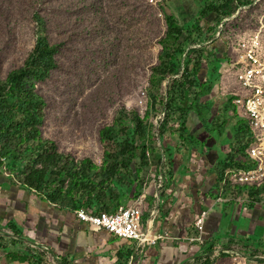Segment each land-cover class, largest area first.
Segmentation results:
<instances>
[{"label": "trees", "instance_id": "obj_1", "mask_svg": "<svg viewBox=\"0 0 264 264\" xmlns=\"http://www.w3.org/2000/svg\"><path fill=\"white\" fill-rule=\"evenodd\" d=\"M235 1L204 0L198 17L180 25L174 16L163 12V7L149 0H0V25L3 22L11 27L19 20L12 15L21 13L34 26V45L23 63L4 76L0 72V170L6 166L23 187L36 190L41 199L61 209L115 211L142 194L145 184L152 181L148 177L151 169L161 173L165 183H171L178 155L185 165L196 150L206 155L202 150L205 142L195 129L197 123L203 125L201 131L216 140L227 138L231 132L232 151L216 164L215 194L218 198L224 190L227 201L217 203H221L223 217L206 252L225 239L237 253L264 259V238L257 225L258 220H264V181L249 185L228 181L224 185L229 168L252 164L248 159L252 132L245 118L235 120L238 107L233 93L218 115L213 117L212 111L217 101L212 90L221 83V66L225 60L236 59L238 47L235 51L221 50L223 56H217L219 50L205 44L211 36L201 25L212 12L220 23L225 17L231 18L239 8ZM248 4L252 10L261 7L264 0ZM244 13L226 20V29L241 24ZM155 44L159 46L156 53L147 50ZM140 54L148 66L146 89L143 79L136 78L141 74L140 59H132ZM66 61L78 82L89 84V97L95 101L104 94L112 95L115 101L122 94H141L145 100L143 113L139 108L121 105L112 125L99 130L104 148L101 165L88 157L78 160L60 152L57 144L44 135L48 105L43 87L69 74ZM203 62L208 66L206 79L199 76ZM163 114L156 133L157 126L149 121ZM241 228L244 234L237 233ZM195 235L200 236L199 232ZM126 250L123 255L129 260L134 247ZM229 256L222 252L182 264H217ZM7 257L21 263L34 259L42 264L48 253L19 251ZM125 262L119 264H127V259Z\"/></svg>", "mask_w": 264, "mask_h": 264}, {"label": "crops", "instance_id": "obj_2", "mask_svg": "<svg viewBox=\"0 0 264 264\" xmlns=\"http://www.w3.org/2000/svg\"><path fill=\"white\" fill-rule=\"evenodd\" d=\"M207 73L208 66L205 64L200 78L206 79ZM222 83L221 80L212 90V95L217 99L212 109L213 117L216 115L214 109L219 111L226 101H222V97L215 91ZM195 129L199 138L205 142L202 150L206 155L201 154L202 151H194L187 165L182 161V156L178 155L173 181L165 183L166 179L161 175L164 183L161 184L163 191L156 203L158 214L154 223L149 225L148 231L154 238L153 231L155 235L163 238L157 241V246L149 249L140 246L138 242L117 239L107 231L89 229L77 221L73 215L76 210L61 209L41 199L36 190L23 187L18 177L8 172L4 166V170H0V231L7 235H0V264L30 262L9 260L7 255L19 251L27 253L28 248L37 249L33 243L47 247L48 251L66 261V264H119L126 263V259L127 264H182L203 255L207 251L205 242L191 245L187 239L196 237L198 231L195 220L202 211L209 212L205 234L208 242H212L213 235L220 228L222 208L218 205L216 213L213 214V208L219 203L215 194V185L218 183L216 164L232 151L230 140L233 134L229 132L227 138L220 136L216 140L204 130L200 132L204 129L202 124L197 123ZM167 142L172 144L171 141ZM229 170L233 169L229 168L227 171ZM156 189V183H146L142 194H146L149 200L153 199L155 194L158 195ZM104 210L114 211L110 208ZM257 222L264 225V220ZM16 231L21 233L16 234ZM216 245L218 243L214 247ZM131 247H134V252L128 260L123 252H128L126 249ZM134 256L137 257L136 260Z\"/></svg>", "mask_w": 264, "mask_h": 264}, {"label": "rangeland", "instance_id": "obj_3", "mask_svg": "<svg viewBox=\"0 0 264 264\" xmlns=\"http://www.w3.org/2000/svg\"><path fill=\"white\" fill-rule=\"evenodd\" d=\"M251 1H254L253 5H257L260 0L235 1V3L239 6L238 10L234 13L235 17L239 15L241 11H243V13L245 12V17L241 20V24H237L234 27L226 29L223 24L226 20L234 17H225L220 23L216 13L214 12L208 14L206 18L202 19L201 25L203 30L206 31V35L208 34L209 37L211 36L205 44H207L210 49L217 48L219 50L217 56H223L224 53L221 50L226 48L235 51L241 41L250 38L256 33H261L263 43L262 51L264 56V4L261 7L249 10L252 5L248 3ZM203 2L204 0H167L162 4L154 5L163 7V12L174 16L180 25H186L198 17ZM12 16L19 20L13 23L11 27L4 26L3 22L0 25V72L2 76H4L10 69L19 67L23 63L29 50L32 49L34 45V26H32L29 18L21 13H15ZM185 36L186 35H183L182 38L184 39ZM158 49L159 46L155 44L147 50L152 53H156ZM140 56H143V58H139ZM132 59L133 61L140 59V64H138V66H142L141 74H136V78L138 80L143 79L145 89L148 88L149 83L146 82L148 78V66L145 64L144 55L140 54L132 57ZM67 61L65 64L69 74H65L58 79L54 78L53 81H50L43 87V93L46 94V102L48 105L46 109L47 117L44 125V135L46 138L57 144L60 152L71 154L72 157H75L78 160L83 157H88L97 165H101L104 148L99 137V130L104 126L112 125L115 115L114 113H116L121 105H124L128 109L134 107L139 108L141 109V113H143L146 105L145 100L141 94H133L129 97H124V94H122L116 101L113 99L112 95L110 96L109 94H104L99 96L95 101L89 97V92L91 91L89 84L78 82L76 74L73 73V68L70 69V63ZM154 62H156L155 58ZM226 63L227 61L223 62V64ZM205 64L206 62L202 63L203 68L201 69L199 76H202L201 73L205 69ZM223 64L221 66V72H223L221 80L223 83L219 88L215 89L217 95L222 97L220 98L222 101L226 100L229 94L238 91L240 87L237 80L236 68L229 65L225 66ZM163 87L164 90H166L167 84L163 85ZM220 102L221 101H219V103ZM214 111L216 115L220 113V109L219 111L214 109ZM240 118L244 117L238 112V116L235 120L238 121ZM159 120L160 116L157 117L155 121H149L153 125L157 126L156 133L159 131L161 124ZM162 120L163 118L161 116L160 121ZM175 125H177V123H175ZM247 128L248 127L245 124V129ZM166 143L168 144L169 142ZM162 164L163 163L159 164V170H161ZM148 177L152 180L150 183L157 184L156 190L158 195L156 196L155 194L154 198L150 200L147 198L146 194L143 193L141 195L145 197V204L142 210L143 215L147 216L146 220L142 219L143 226L145 227L147 226L149 219L153 216V213L156 211V203L159 201L161 195L160 193L163 191L161 184L164 183V181L160 178L161 173L158 175L153 171V169L150 170ZM130 196L132 197L133 195ZM129 201L130 199L128 202ZM218 205L213 208V214L216 213L215 209L219 207ZM251 213H253V211ZM156 214H158V211ZM257 223L261 226V236L264 238V225L262 226L259 222ZM237 233L244 234L245 230L241 228ZM132 242L135 243L136 241ZM225 242L226 240L222 239L221 243H218V245L214 247V250H220L217 255L222 253L224 250V252L230 254V256L228 258L220 259L217 264H250V262L252 264H264L263 258L237 255L236 248L227 246ZM194 244L201 245L202 243L196 242ZM205 244V249L207 250L212 246V242H208L207 240H205ZM155 246H157L156 243L143 247L149 249L151 247L154 248ZM36 248L37 249L28 248L27 252L35 255H44L47 253L42 247ZM257 261L260 262L256 263ZM34 263L37 264V262L32 259L31 263L27 262L25 264ZM64 263H66V261ZM42 264H59V261L49 255L47 260H44Z\"/></svg>", "mask_w": 264, "mask_h": 264}, {"label": "built area", "instance_id": "obj_4", "mask_svg": "<svg viewBox=\"0 0 264 264\" xmlns=\"http://www.w3.org/2000/svg\"><path fill=\"white\" fill-rule=\"evenodd\" d=\"M165 1L167 0H149L152 4H162ZM262 49L261 33H256L238 44L236 59L225 60L226 65L236 68L240 87L238 91L233 92L236 95L235 104L238 112L247 120L253 141L248 150V159L252 164L227 171V180L224 185L228 181L248 185L264 181V56ZM225 201L227 199L222 190L217 202ZM144 204L145 197L139 196L131 200L127 206L120 207L116 211L93 212L80 209L74 211L73 215L77 221L93 231H107L117 239L136 241L140 246H148L157 243L163 237L155 235L153 231L154 239L145 238L149 225L154 223L156 216L149 219L146 227L143 226ZM208 216L209 212L204 211L196 217L195 227L200 236L188 238L189 243L205 242ZM43 249L47 252L48 248L43 247ZM223 253H225L224 250ZM197 258L198 256L193 260Z\"/></svg>", "mask_w": 264, "mask_h": 264}, {"label": "water", "instance_id": "obj_5", "mask_svg": "<svg viewBox=\"0 0 264 264\" xmlns=\"http://www.w3.org/2000/svg\"><path fill=\"white\" fill-rule=\"evenodd\" d=\"M232 17H235V15L232 16ZM156 213H157V210L153 213V216L151 217V219H153V217L156 216ZM0 235H7V234H5V233H3V232L0 231ZM24 241H27V240H24ZM33 244H34L35 246H37V247H41L40 245H38V244H36V243H33ZM225 247H227V246H225ZM42 248H43V247H42ZM219 252H220V250H214V251H211V252L205 253V254L200 255V256L212 257V256L217 255ZM47 253H48L49 255H51L54 259H58V260H60L61 262L64 263L63 260H61L60 258L56 257L53 253H51L50 251H48V249H47ZM236 254H237V255H240V256H243L242 254H239V253H236ZM200 256H198V258H199ZM64 264H66V263H64Z\"/></svg>", "mask_w": 264, "mask_h": 264}, {"label": "bare ground", "instance_id": "obj_6", "mask_svg": "<svg viewBox=\"0 0 264 264\" xmlns=\"http://www.w3.org/2000/svg\"><path fill=\"white\" fill-rule=\"evenodd\" d=\"M145 238H149V239H154V237L150 234V232L148 231L147 234L145 235Z\"/></svg>", "mask_w": 264, "mask_h": 264}]
</instances>
